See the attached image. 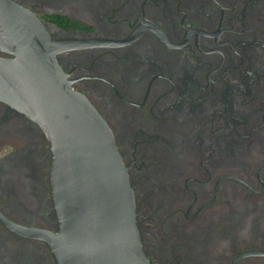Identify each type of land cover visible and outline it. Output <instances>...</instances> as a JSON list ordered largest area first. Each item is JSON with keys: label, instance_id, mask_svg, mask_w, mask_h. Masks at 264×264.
<instances>
[{"label": "flooded vegetation", "instance_id": "flooded-vegetation-1", "mask_svg": "<svg viewBox=\"0 0 264 264\" xmlns=\"http://www.w3.org/2000/svg\"><path fill=\"white\" fill-rule=\"evenodd\" d=\"M24 16L106 122L150 264H264V0H0V27ZM49 162L0 101L1 216L57 232ZM0 264L57 263L0 218Z\"/></svg>", "mask_w": 264, "mask_h": 264}, {"label": "water", "instance_id": "water-1", "mask_svg": "<svg viewBox=\"0 0 264 264\" xmlns=\"http://www.w3.org/2000/svg\"><path fill=\"white\" fill-rule=\"evenodd\" d=\"M26 17L0 27L2 49L12 55L0 56V101L35 121L48 141L58 228L35 230L0 218L43 238L57 264H150L126 168L106 122L66 80L56 61L63 46Z\"/></svg>", "mask_w": 264, "mask_h": 264}]
</instances>
